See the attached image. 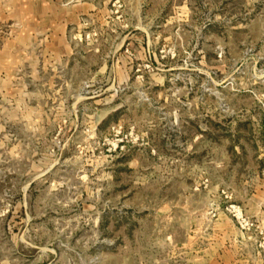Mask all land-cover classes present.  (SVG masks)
Masks as SVG:
<instances>
[{
    "label": "rangeland",
    "instance_id": "1",
    "mask_svg": "<svg viewBox=\"0 0 264 264\" xmlns=\"http://www.w3.org/2000/svg\"><path fill=\"white\" fill-rule=\"evenodd\" d=\"M0 264H264V0H0Z\"/></svg>",
    "mask_w": 264,
    "mask_h": 264
}]
</instances>
